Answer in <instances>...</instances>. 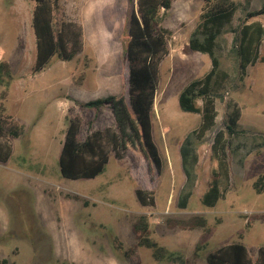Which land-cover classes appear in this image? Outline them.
Instances as JSON below:
<instances>
[{
    "label": "rangeland",
    "instance_id": "374dc122",
    "mask_svg": "<svg viewBox=\"0 0 264 264\" xmlns=\"http://www.w3.org/2000/svg\"><path fill=\"white\" fill-rule=\"evenodd\" d=\"M232 1L240 8L219 35L215 49L227 79L216 91L214 125L201 138L193 134L200 115L180 110L178 95L211 68L206 54L189 50L204 0H172L171 8L162 13L161 25L171 31L170 53L160 66L152 133L163 164L153 191L154 206L144 207L136 201L137 183L129 177L137 163L129 151L122 159L112 154L93 180L72 181L62 177L58 167L70 118L80 116L81 139L90 119L92 131L114 123L109 109L96 116L78 104L119 96L125 88L122 27L127 0H61L66 19L84 27L83 50L69 62L54 57L49 68L29 80L23 75L35 60L34 2L0 0V61L10 65L12 75L8 87L0 85V113L16 117L20 126L23 122L19 138L11 139L12 156L0 164V260L7 258L9 264H180V260L155 261L151 250L135 247L132 225L141 215L148 217L150 239L184 264H206L210 251L230 243L243 244L257 256L258 248L264 246V192L258 194L253 187L264 176V63L249 66L240 79L232 40L239 18L258 9L264 0H249L247 5L245 0ZM253 21L264 27V16ZM229 102L241 109L238 135L229 138L226 149L229 189L222 201L208 208L201 204V195L211 177V146L216 133L224 131ZM15 107L29 108L16 116ZM186 138L191 146L183 156ZM185 193L190 197L182 208L178 203ZM251 215L262 218L248 228L246 217ZM194 216L205 220L207 230L168 227L172 221ZM114 238L127 251L135 247V253L126 258L123 250L115 251Z\"/></svg>",
    "mask_w": 264,
    "mask_h": 264
},
{
    "label": "trees",
    "instance_id": "16d2710c",
    "mask_svg": "<svg viewBox=\"0 0 264 264\" xmlns=\"http://www.w3.org/2000/svg\"><path fill=\"white\" fill-rule=\"evenodd\" d=\"M31 27L35 38V60L30 70L23 75L24 80L40 76L56 57L63 62L71 61L84 47V27L80 22L68 20L61 0H32ZM172 0H127L126 14L122 29L123 57L126 63L125 88L119 96H106L85 103H77L79 108L93 110L96 116L102 109H109L114 123L102 130L92 131L93 119L87 121L86 136L81 139L80 116L70 118L58 161L62 177L72 181L95 179L100 175L110 160L111 155L122 159L127 151L135 156L137 163L129 170V177L136 181V201L144 207L154 206L153 191L159 181L163 160L152 133V115L156 91L159 88V71L164 58L170 53L168 37L171 31L161 25L162 13L171 8ZM249 0H245L247 5ZM239 4L232 0H204L203 11L199 16L197 31L189 40V50L206 54L211 68L201 78L191 81L180 91L178 104L186 113L200 115V125L193 134L201 138L213 127L216 91L225 83L227 75L220 71V64L215 56L217 39L224 28L230 25ZM264 16V3L253 11L243 13L239 18L233 47L238 56L239 77L244 78L249 66L264 63V27L251 19ZM10 65L0 61V85L8 87L12 82ZM198 100L202 104H198ZM224 131H218L211 146V177L207 188L201 195V204L212 208L222 201L229 189V170L226 149L230 146L229 138L238 135L240 107L229 102ZM21 130L11 117L0 113V164L6 163L12 156V138H19ZM191 142L186 138L181 146L182 155H188ZM213 175H217L213 177ZM259 194L264 192V176L257 178L253 185ZM190 193L182 195L178 205L185 208ZM75 196V199H78ZM246 227L250 228L261 215L246 217ZM168 221V220H167ZM168 224V223H167ZM206 229V222L201 216H194L187 221H172L169 228ZM136 246L151 250L155 261L184 264L175 254H170L157 242L150 239L151 230L148 217L141 215L132 225ZM115 251H122L126 258L135 253V247L127 251L123 244L114 238ZM195 247L194 256H198ZM206 264H264V246L257 250V256L250 254L243 244L230 243L210 251L205 257ZM0 264H9L7 258Z\"/></svg>",
    "mask_w": 264,
    "mask_h": 264
},
{
    "label": "crops",
    "instance_id": "0c3cea01",
    "mask_svg": "<svg viewBox=\"0 0 264 264\" xmlns=\"http://www.w3.org/2000/svg\"><path fill=\"white\" fill-rule=\"evenodd\" d=\"M1 61H2V60H1ZM2 62H6V61H2ZM28 108H29V107H28ZM28 108H27V109H28ZM27 109H25V108H24V109H22V108H19V109H18V107L13 108V110L15 111L14 113L16 114V116H19V115H20L19 113H20L21 111H26ZM18 110H19V111H18ZM25 114H26V113H25ZM26 116H28V115L26 114ZM11 117H12V119H13L14 121H16V123L18 124L19 127H23V122H22V121H25L24 119H21L22 125L20 126L19 123H18L19 121L16 119V117H14V116H11ZM93 130H97V129L93 128ZM109 161H110V160H109ZM164 248H165V247H164ZM165 249H166V248H165Z\"/></svg>",
    "mask_w": 264,
    "mask_h": 264
}]
</instances>
